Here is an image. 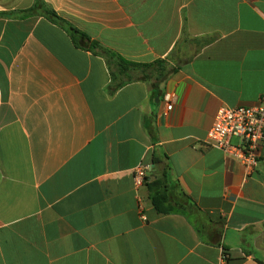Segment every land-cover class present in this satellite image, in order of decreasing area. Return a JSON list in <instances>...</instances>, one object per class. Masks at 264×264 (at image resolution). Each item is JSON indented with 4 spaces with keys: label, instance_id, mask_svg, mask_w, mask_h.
I'll return each mask as SVG.
<instances>
[{
    "label": "crops",
    "instance_id": "obj_1",
    "mask_svg": "<svg viewBox=\"0 0 264 264\" xmlns=\"http://www.w3.org/2000/svg\"><path fill=\"white\" fill-rule=\"evenodd\" d=\"M44 1L127 61L175 72L111 95L105 59L62 28L0 18V264L264 261V149L249 173L208 143L221 108L264 91V0ZM165 163L185 195L170 215L135 185Z\"/></svg>",
    "mask_w": 264,
    "mask_h": 264
},
{
    "label": "trees",
    "instance_id": "obj_2",
    "mask_svg": "<svg viewBox=\"0 0 264 264\" xmlns=\"http://www.w3.org/2000/svg\"><path fill=\"white\" fill-rule=\"evenodd\" d=\"M31 17H43L59 26L68 33L74 45L84 51L105 59L111 74V85L109 92L113 95L117 90L132 82L142 81L151 85L153 90L159 89L161 84L166 82L169 75L175 70H168L167 62L164 60L155 61L150 64L130 62L114 51L102 46L88 35L77 29L71 23L61 18L44 0H35L32 7L12 13H0V18L27 19ZM160 160L153 158V165H158ZM171 169L165 163L162 171L157 177H148V186L151 204L160 215H170L176 213L177 201H174V193L180 192L178 183L171 178ZM227 264L228 254H224ZM259 264H264L263 260L257 259Z\"/></svg>",
    "mask_w": 264,
    "mask_h": 264
},
{
    "label": "built area",
    "instance_id": "obj_3",
    "mask_svg": "<svg viewBox=\"0 0 264 264\" xmlns=\"http://www.w3.org/2000/svg\"><path fill=\"white\" fill-rule=\"evenodd\" d=\"M167 110H172L171 104ZM233 140H238V143H233ZM208 143L240 162L249 173L253 172L264 149V91L254 106L221 108L208 132ZM150 171L149 165L136 169V187L146 185ZM224 259V264H227Z\"/></svg>",
    "mask_w": 264,
    "mask_h": 264
}]
</instances>
